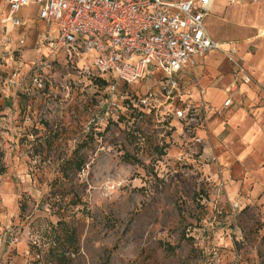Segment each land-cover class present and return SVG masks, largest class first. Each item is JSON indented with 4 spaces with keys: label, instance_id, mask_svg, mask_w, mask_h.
<instances>
[{
    "label": "rangeland",
    "instance_id": "rangeland-1",
    "mask_svg": "<svg viewBox=\"0 0 264 264\" xmlns=\"http://www.w3.org/2000/svg\"><path fill=\"white\" fill-rule=\"evenodd\" d=\"M6 12L0 0V264H264V210L246 202L236 231L235 200L189 156L182 123L126 108L89 130L106 89L63 68L36 84L37 43L57 24L34 5L9 28Z\"/></svg>",
    "mask_w": 264,
    "mask_h": 264
},
{
    "label": "built area",
    "instance_id": "built-area-1",
    "mask_svg": "<svg viewBox=\"0 0 264 264\" xmlns=\"http://www.w3.org/2000/svg\"><path fill=\"white\" fill-rule=\"evenodd\" d=\"M4 1L9 14L3 23L27 25L19 13L35 5L39 6L41 20L48 26L57 24L58 32L49 30L45 46L41 47L42 57L34 67L36 84L43 87L46 74L63 68L73 77L76 88L86 86L96 92L106 89L99 101L101 111L89 123V130L125 115L126 108L142 113L159 111L182 123L186 145L191 150L189 156L200 154L201 158L206 139L198 131L206 129L216 114L225 113L233 104L234 93L243 94L241 84L254 82L252 72L239 57L237 44L216 41L207 32L205 18L217 0ZM241 1L229 0L231 4ZM24 42L22 39L21 44ZM212 51L223 53L234 65L238 77L227 87L230 96L220 111L204 99L194 104L181 99L179 74L195 66V57L204 58ZM158 71L163 77L157 91L148 90L143 96L120 92L121 85L140 83ZM212 162L218 163L217 157ZM222 172L218 168L213 177L225 188L223 177L218 180ZM230 206L237 231L242 205L230 199Z\"/></svg>",
    "mask_w": 264,
    "mask_h": 264
},
{
    "label": "crops",
    "instance_id": "crops-1",
    "mask_svg": "<svg viewBox=\"0 0 264 264\" xmlns=\"http://www.w3.org/2000/svg\"><path fill=\"white\" fill-rule=\"evenodd\" d=\"M3 3L7 16L9 6ZM31 7L19 13L25 23L30 19L22 13ZM205 26L212 39L237 44L239 57L252 71L254 82L241 84L243 94L234 93L233 104L213 122L211 137L202 145L201 162L207 170L222 169L218 176L223 177L235 201L241 205L250 202L264 210V0L236 4L217 0L205 18ZM37 45L41 54L42 46ZM162 77L158 71L141 83L151 84L148 90L158 89ZM237 78L234 65L223 53L212 51L204 58L195 57V66L179 74L181 99L190 104L204 99L220 111L230 96L227 87ZM213 157L218 163H211Z\"/></svg>",
    "mask_w": 264,
    "mask_h": 264
},
{
    "label": "trees",
    "instance_id": "trees-1",
    "mask_svg": "<svg viewBox=\"0 0 264 264\" xmlns=\"http://www.w3.org/2000/svg\"><path fill=\"white\" fill-rule=\"evenodd\" d=\"M104 82V83H103ZM102 83L104 84V85H106L107 84V82H105V81H103ZM135 111H137V110H135ZM125 116H127L126 114H125Z\"/></svg>",
    "mask_w": 264,
    "mask_h": 264
},
{
    "label": "snow or ice",
    "instance_id": "snow-or-ice-1",
    "mask_svg": "<svg viewBox=\"0 0 264 264\" xmlns=\"http://www.w3.org/2000/svg\"><path fill=\"white\" fill-rule=\"evenodd\" d=\"M205 3H207V0H205Z\"/></svg>",
    "mask_w": 264,
    "mask_h": 264
}]
</instances>
